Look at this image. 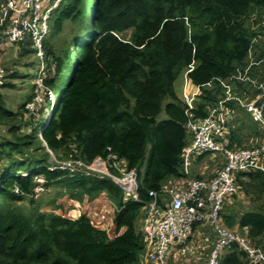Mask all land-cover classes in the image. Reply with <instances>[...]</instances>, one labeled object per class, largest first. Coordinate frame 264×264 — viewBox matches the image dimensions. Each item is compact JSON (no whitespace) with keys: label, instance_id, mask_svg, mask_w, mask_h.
<instances>
[{"label":"trees","instance_id":"1","mask_svg":"<svg viewBox=\"0 0 264 264\" xmlns=\"http://www.w3.org/2000/svg\"><path fill=\"white\" fill-rule=\"evenodd\" d=\"M263 18L264 0H61L44 41L42 88L54 96L49 119L27 108L35 96V77L19 75L17 65L19 57L32 54L29 45L9 46L6 55L1 49L6 80L0 90V264H140L145 243L137 222L147 193H159L168 179L202 177L183 170L189 114L206 117L226 96L222 83L233 97L249 99L246 94L255 93L235 76L249 63L251 51L255 62L264 59V40L256 47L253 42L264 30ZM10 51L17 58L6 61ZM22 66L36 68L37 63ZM259 67L250 75L262 80L264 61ZM182 76L199 89L191 110L175 90ZM18 79L26 90L15 105L2 91L13 90ZM164 101L166 119L157 122ZM224 106L229 115L243 113L248 122H230L219 142L233 149L264 141V128L237 101ZM51 156L84 164L101 159L112 175L119 174L117 168L134 171L139 200L125 202L106 176L50 169ZM235 183L223 225L246 227L248 240L264 249V171L238 173ZM54 185H63L68 198L78 202L104 194L115 207V236L110 239L94 227L86 213L71 219L43 212L39 205L21 208ZM244 258L233 244L219 264H245Z\"/></svg>","mask_w":264,"mask_h":264},{"label":"built area","instance_id":"2","mask_svg":"<svg viewBox=\"0 0 264 264\" xmlns=\"http://www.w3.org/2000/svg\"><path fill=\"white\" fill-rule=\"evenodd\" d=\"M60 1L0 0V50L4 49V55L8 53L9 46L17 48L28 44L33 55L43 64L44 41L49 34L51 13ZM261 24L264 26V18ZM250 53L249 63L242 72L237 73L235 79L250 85L255 91L254 95L249 99L233 97L229 86L222 83L226 88V96L217 102L206 117L193 118L189 114L185 123V128L190 134V143L183 153L184 173L190 172L193 157L204 154L210 158L214 155L222 156L223 166L210 179H184L186 183L163 187L159 193H147L149 200L144 202L139 224L145 243L140 259L147 264H176L184 254L192 255L193 248L189 244L192 231L195 226L204 224L212 233L213 242L207 258L201 260L202 255L192 258L194 264H219L221 255L233 244H237L244 252L248 264H264V250L248 240L247 228L230 230L223 225L222 220L228 197L237 193L236 175L251 170L264 171V141L251 148L231 149L218 140L223 139L222 135L228 130L230 123L229 112L224 106L229 100L237 101L251 120L264 128V78L257 80L250 75L251 68L259 64L253 62ZM263 61L264 59L261 62ZM5 80V71L0 65V90ZM36 85L42 87L41 78L36 81ZM187 85L193 91L187 92ZM198 94L199 89L184 76L182 99L188 110L193 109V101ZM66 167H70L67 168L69 171L77 168L87 175L106 176L121 189L125 202L139 200L137 176L134 171L126 172L117 168L119 174L112 175L101 159H95L89 164L79 161L64 162L50 169ZM197 249L195 248V253Z\"/></svg>","mask_w":264,"mask_h":264},{"label":"rangeland","instance_id":"3","mask_svg":"<svg viewBox=\"0 0 264 264\" xmlns=\"http://www.w3.org/2000/svg\"><path fill=\"white\" fill-rule=\"evenodd\" d=\"M69 23L67 22L65 24V30L62 33V35H67L69 31ZM255 29H259V24L258 26H254ZM60 35V37L62 36ZM259 40H264V30L263 32H260V35L255 37L253 39V42L256 43L255 47L258 43ZM253 50V49H252ZM45 56V55H44ZM19 57V56H18ZM17 56L15 57L13 55V52L10 51V56L6 61H13L16 59ZM44 60V58H43ZM19 62L21 65L18 67V74L19 75H26V77L29 76H34L35 77V82L43 76V71L45 64L39 63V60L36 59V57L33 55V52L29 57H19ZM37 63L36 68H25L22 66V63ZM183 76L178 79L175 83V90L178 91V94L182 96V89H183ZM25 82L28 81V78L24 80ZM12 83H15V88L11 91L9 90H3L2 93L7 97V100L9 102L14 103L15 105H18L19 103L22 102V99H20V95L22 92H25L26 89L21 87V80L18 79L17 81H13ZM36 85V84H35ZM30 90L28 89V93ZM188 91H193L191 87H188L187 85V92ZM33 93L35 94L34 99L31 103L27 104V108L31 109L34 112V115H39L40 113H43L45 117H48L50 115V107L52 106V102L54 101V96L50 90L44 89L42 87H39L36 85V87L33 89ZM31 95V94H30ZM244 99V97H243ZM48 100V102L46 101ZM165 102L162 104V111L160 114L156 117L157 122H161L166 119V115L164 112V105ZM17 108V106L15 107ZM236 119H242L245 123L248 122V119L246 116L243 115V113H234L230 115V122H233ZM246 130H244L245 132ZM261 131V129H260ZM263 133V132H262ZM256 140V137L253 139V141ZM264 140V138H263ZM246 144L241 145V147H244ZM209 155H206L201 160V165L200 164H195L194 167H191V171L193 170L194 174H198L202 176L199 179H210L213 177V175L223 166V158L222 156L219 155H214L210 157H207ZM50 165L51 167H58L62 165L64 162H59L56 158L51 156L50 160ZM65 162H70V161H65ZM262 165L264 166V156L262 159ZM67 166H69L67 164ZM147 166V156L144 160V163L140 169L141 177L143 176V173L145 172ZM70 168V167H66ZM64 169V168H63ZM75 170H78L75 168ZM190 180V178H187ZM198 179V178H197ZM171 179H168L164 182V185H166ZM40 189L37 190L39 192ZM35 203L34 204H29L28 200L23 202L21 205L22 209H27L31 207H35L36 205L40 206V210L46 213H55L58 215H62L65 217H69L71 219L77 218L79 215L82 213H86L87 216L90 218L91 223L99 227V229H102L104 231H108L110 238H113V232H114V224H113V218L115 214V207L112 203H110L106 196L104 194H100L97 196V198L88 201L86 198L83 200V202H78L74 201L68 198L67 191L63 185H54L51 187L49 190L45 191L43 194H36L35 196ZM60 206V209L54 210V207ZM225 208V207H224ZM225 210V209H224ZM137 225H139V221L137 222ZM262 248V247H261ZM264 250V249H263ZM245 264H248V260L246 257L244 258Z\"/></svg>","mask_w":264,"mask_h":264},{"label":"crops","instance_id":"4","mask_svg":"<svg viewBox=\"0 0 264 264\" xmlns=\"http://www.w3.org/2000/svg\"><path fill=\"white\" fill-rule=\"evenodd\" d=\"M250 57L253 60V62H255L254 61L253 51H251ZM257 62H259V61H257ZM260 65H261V61L259 62V64L254 65L253 67H259ZM258 70H261V68L259 67ZM252 96H253V94L251 95V92L249 94H246V97H248V98H250ZM198 157H193L192 158L191 165H195V164H200L201 165V160H198ZM207 157H209V156H207ZM193 163H195V164H193ZM188 180L189 179H187V181ZM182 182L186 183V181H182V180L181 181L171 180L165 185V187L173 186V185L178 186V184L182 183ZM139 224H140V220H139ZM137 226L139 228V225H137ZM94 227H96V226H94ZM96 228H99V227H96ZM106 232L108 233V231H106ZM120 232H122V230ZM108 237L110 238L109 233H108ZM110 239H112V238H110ZM212 242H213V235L209 231V228H208V226L206 224H204L203 226H195L193 231H192V238L189 241V244L193 248L192 255L184 254L183 255L184 257L182 256L176 264H194L195 262L192 260V258H196L197 256H201V255H202L201 260H205L207 258V256H208V254H209V250H210V248L212 246ZM195 248H198L196 250V253L194 251ZM140 264H147V263L144 260L140 259Z\"/></svg>","mask_w":264,"mask_h":264},{"label":"clouds","instance_id":"5","mask_svg":"<svg viewBox=\"0 0 264 264\" xmlns=\"http://www.w3.org/2000/svg\"><path fill=\"white\" fill-rule=\"evenodd\" d=\"M51 108H52V107H51ZM51 108H50V111H51ZM50 115H51V112H50ZM50 115H49L48 117H46V118H48V119H49Z\"/></svg>","mask_w":264,"mask_h":264},{"label":"bare ground","instance_id":"6","mask_svg":"<svg viewBox=\"0 0 264 264\" xmlns=\"http://www.w3.org/2000/svg\"><path fill=\"white\" fill-rule=\"evenodd\" d=\"M51 108V107H50Z\"/></svg>","mask_w":264,"mask_h":264}]
</instances>
